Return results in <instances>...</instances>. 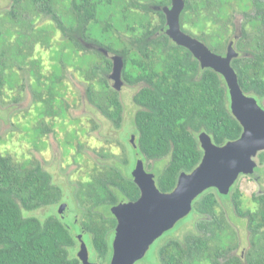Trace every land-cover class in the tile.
<instances>
[{
	"label": "trees",
	"instance_id": "16d2710c",
	"mask_svg": "<svg viewBox=\"0 0 264 264\" xmlns=\"http://www.w3.org/2000/svg\"><path fill=\"white\" fill-rule=\"evenodd\" d=\"M22 1L14 0L15 5ZM25 1L37 17L51 16L56 22L52 29L58 26L64 37L70 36L73 52L86 57L85 63L77 67L86 79L87 101L116 128L122 125L124 106L108 78L112 62L100 53H83L80 38L121 55L124 59L122 77L127 84L143 83L133 97L137 106L133 119L138 135L137 152L148 161L166 160L157 175L161 192H172L180 174L191 173L200 164L203 157L198 140L200 133H208L218 146L240 138L243 129L232 114L223 76L212 69H202L189 50L178 46L163 31L165 15L153 7L167 6L170 0H125L126 6L117 13L108 11L113 22L111 16L102 20L99 15L103 9L114 8V0ZM60 3L66 4L67 14L71 16L68 26L63 21V7L58 8ZM185 3L181 14L183 31L218 53L225 50L228 34H236V13L233 14L232 9L238 7L243 16V37L238 38L235 45L243 55L234 59L232 66L243 91L254 96L261 105L264 102V0H185ZM17 18L14 9L8 16H0V35L4 33L5 21ZM128 20L131 23H127ZM24 23L30 28L34 20ZM193 29L201 35L194 34ZM211 29H214L212 34L221 35L217 44L208 37ZM250 30L252 35L248 34ZM30 32L22 34L20 49L0 53V96L7 85L13 88L8 74L13 72L15 62H20V67L26 64L37 42L42 41L48 49L54 46L48 32L40 35L41 41ZM65 42L64 38L58 45L63 47ZM23 44L27 52L22 51ZM31 62L37 64L36 60ZM52 76L44 85L38 79L39 93L37 82L33 85L35 97L38 96L42 105L40 116L64 118L67 106L56 104L64 74ZM44 91L48 93L47 98H42ZM42 125L35 128L36 139L45 132ZM258 159L264 164V151L259 153ZM114 165L97 167L94 176L71 188L67 197L73 201L71 214H77L79 222L70 226L65 222L67 218L57 214L44 219L27 214V211L59 205L63 202L64 190L40 163H18L0 151V264H81L73 253L78 244L75 235L81 231L90 235L96 260L108 263L117 225L111 207L140 197L136 184L119 169L122 165ZM235 186L228 195L208 189L194 201L189 215L194 220V230L182 239L171 236L159 242L160 264H264V193L253 195L254 207L251 208L245 206L244 194ZM217 196L228 202L230 211L228 204L221 205ZM232 216L246 222L249 250L245 257L238 253L239 236ZM72 228L78 232L74 233Z\"/></svg>",
	"mask_w": 264,
	"mask_h": 264
},
{
	"label": "rangeland",
	"instance_id": "374dc122",
	"mask_svg": "<svg viewBox=\"0 0 264 264\" xmlns=\"http://www.w3.org/2000/svg\"><path fill=\"white\" fill-rule=\"evenodd\" d=\"M114 1V8L110 10L103 9L100 12L99 17L102 20H107L111 16L108 11L117 13L126 6L125 0ZM64 2L66 3V1ZM61 7H63L61 11L64 24L68 26L71 22V16L67 14L66 4L60 3L58 8L61 9ZM13 9L17 11L19 18L15 19V21H5L4 33L0 35V53H11L20 49L21 39L24 38L25 34L31 33L30 31L35 34L37 40H40L41 34L48 32L54 46L48 49L40 40L41 42H37L33 47L30 56L26 60L27 63L20 67L21 63L15 62L12 69L14 73L8 74V78H10L9 84H13V88L7 85L4 93L0 96V151L4 155L12 156L18 163L29 162L35 164L38 162L42 164L53 176L55 183L64 190L63 202L73 207V201L67 196L72 192V186L77 185L79 181L87 180L89 174L93 171V167L97 166V161L102 160L100 152L108 151L111 153V158L108 160L110 164L114 163L113 160L123 161L127 157L124 152L126 147L123 150L119 138L124 139L126 142V132L132 133L135 130L133 119L136 107L133 97L136 94V90L123 86L119 92L124 106V119L122 127L120 129L116 128L111 122L101 117L87 101L86 79L82 75L81 69L78 68L85 63L86 57L82 53L78 55L77 52H73L70 47L69 49H64V46L58 45L60 41L64 40V32L58 26L52 29V27L56 26V22L53 21L52 17L47 14L37 17L35 12L30 10L28 2L25 0L18 5H15L14 0H0L1 17L8 16ZM234 11L236 20H238L237 25H239L242 20L240 21L241 16L238 7H235V10L232 9L233 14ZM133 14L136 15V12H133ZM32 18L34 20L33 27L29 28L24 22H28ZM110 21L113 22V17ZM127 23H131V20H128ZM122 26H119V28L122 29ZM6 29L10 31H6ZM213 30H208L207 34L211 42L217 44L220 42L221 35L212 34ZM192 32L196 35H201L197 30L193 29ZM234 34L232 35V32L228 34L225 40L226 44L230 38H233ZM22 51L27 52L24 44ZM7 59L10 60L11 57ZM31 60H36L37 66L33 65V62L30 63ZM55 73L64 74L61 92L58 94L56 104L62 107L67 106L66 116L64 118L60 116L50 118V127L53 130L47 131L46 134L36 139L35 128L39 126L36 116L38 110H42V105L37 99L38 96L35 97L33 85L37 82L36 91L39 93L41 84L38 79H41L42 85H44V83L50 82L49 79H52L54 77L52 75ZM47 96L48 93L44 91L42 98H47ZM83 97L85 99H82ZM14 98L18 100L19 104L9 114L10 108L8 106ZM262 104L264 105V102ZM52 123L54 126H52ZM45 129L48 130L46 126ZM73 130L76 134L72 132ZM127 145H129L131 156L129 157L130 164L125 169L131 171L136 163V157L133 147L128 143ZM256 161L258 167L261 166L258 168V171H260L258 174L261 175L260 181L248 176H241L236 182V186L244 194L245 206L251 208L254 207L252 202L253 195L260 194V192L264 193V166L260 164L258 158ZM164 164L166 162H157L154 172L161 170ZM217 198L221 205L223 203L228 204L227 201L222 200L219 196ZM227 207L230 211L231 207H229V204ZM53 213L55 212L50 207L47 210L46 208L37 210L32 215L44 219L49 215H53ZM66 218L65 222L73 226V217L68 215ZM232 219L235 221L234 225L239 236L238 253L245 257L249 250L246 222L243 219L235 218V216H232ZM193 221L192 217L188 216L171 231L165 233L151 246L142 261L148 264H160L157 252L159 242L171 236L180 239L184 238L186 233L194 230ZM73 231L74 233L78 232L76 229H73ZM243 251H245L244 256L242 255Z\"/></svg>",
	"mask_w": 264,
	"mask_h": 264
},
{
	"label": "water",
	"instance_id": "95a60500",
	"mask_svg": "<svg viewBox=\"0 0 264 264\" xmlns=\"http://www.w3.org/2000/svg\"><path fill=\"white\" fill-rule=\"evenodd\" d=\"M185 5V0H171L170 5L155 6L154 10L164 13L166 27L163 31L174 43L189 50L202 69H212L223 76L229 90L232 114L243 131L239 139L223 146L216 145L208 133H200L202 160L191 173L180 174L175 189L170 193L161 192L155 175L148 173L143 161L139 160L132 177L141 195L136 201L122 202L112 209L117 225L108 264H137L142 261L160 237L192 213L193 203L201 194L215 188L221 195H228L241 175L254 174L258 167V154L264 151V108L254 96L246 94L239 83L232 66V61L238 57L233 42L226 54L221 55L183 31L181 14ZM112 60L109 79L113 89L120 92L124 85V59L116 55ZM78 258L82 264H100L90 261L84 242Z\"/></svg>",
	"mask_w": 264,
	"mask_h": 264
},
{
	"label": "flooded vegetation",
	"instance_id": "af4514ba",
	"mask_svg": "<svg viewBox=\"0 0 264 264\" xmlns=\"http://www.w3.org/2000/svg\"><path fill=\"white\" fill-rule=\"evenodd\" d=\"M171 4V0H170V3H169V5ZM153 7V6H152ZM155 7V6H154ZM154 7H153V9H154ZM241 16V18H240V21L243 19L242 17V15H240ZM237 18H235V20H234V22H235V25H236V28H237V30H236V34H234V36H233V38H231V39H229L228 40V43L226 44V46H225V50H223L221 53H218V52H216V53H218V54H221V55H225L226 54V52H227V50H228V47H229V45L233 42V47L235 48V50H236V52L238 53V57L239 56H242L243 54L236 48V45H235V42L238 40V38H242L243 37V34H242V23H239V25H237V21L238 20H236ZM8 31H10L9 29H7ZM249 35H252V32H249L248 33ZM65 39H66V44L64 45V49H69V47L71 48V40H70V36H68V35H65V37H64ZM198 39V38H197ZM80 42H81V44L83 45V53H100L101 55H104V56H106L107 58H109L110 60H111V62H112V65H113V60H112V57L113 56H116V55H119V54H114V53H111V52H109L106 48H104V47H102V46H100V45H97V44H93V43H88L86 40H84V39H82V38H80ZM210 48V47H209ZM72 50V49H71ZM212 50V49H211ZM213 51V50H212ZM215 52V51H214ZM119 56H121V55H119ZM237 57V58H238ZM248 57H251V55H249ZM33 65H35V64H33ZM36 66H37V64H36ZM108 78H109V75H108ZM109 81H110V84H111V86L113 85L112 84V82H111V80L109 79ZM124 81V80H123ZM123 86H128V87H131V88H134L135 90H136V92H138L139 91V89L140 88H142L143 87V83H139V84H133V85H129V84H127L125 81H124V85ZM113 88V87H112ZM121 91V90H120ZM82 99H85V97H83ZM121 99V98H120ZM19 104V102H18V100L16 99V98H14V99H12V102H10L9 103V108H10V110H9V114H11V112H12V110L13 109H15V108H17V105ZM135 104V103H134ZM261 106L264 108V105L263 104H261ZM135 107H136V110H137V106H136V104H135ZM96 110V109H95ZM40 112H41V110H38V114H37V116H36V118H37V120H38V125L40 126V125H42V127L45 129V126H46V128H48V130H46L45 129V132H44V134H46L47 133V131H50V130H53V128H51L50 126H51V124H50V116H46V117H41L40 116ZM96 112L101 116V117H103L104 118V116L100 113V112H98L97 110H96ZM123 114H124V112H123ZM105 119V118H104ZM123 119H124V115H123ZM105 120H107V119H105ZM107 121H109V120H107ZM110 122V121H109ZM48 123V124H47ZM122 125H123V122H122ZM122 125H121V127H122ZM52 126H54V124H52ZM120 127V128H121ZM119 128V129H120ZM134 129H135V127H134ZM43 134V135H44ZM123 134V133H122ZM40 136V135H39ZM126 136H127V139H126V142L128 143V144H130L132 147H133V150H134V155H135V157H136V163H135V165L132 167V170L131 171H129V169H128V171H127V169H125V167L126 166H128V164H130V160H129V157L131 156V153H130V151H129V145H127V143L125 142V140L124 139H121V138H119V142H120V145H122V147H123V150L125 149V147H126V150L124 151L125 152V154H126V156L127 157H125L124 159H123V161H119V160H113V164L111 163H108V160H110V158H111V153H109L108 151L107 152H100L99 154H100V156L102 157V160H98L97 162V166H94L93 167V171H91V174H89V176H88V178H87V180H89L92 176H94L96 173L94 172V169H96L97 167H102V166H110V167H112V166H115L114 164L116 163H118V164H121L122 166H120V170L123 172V174L124 175H126V176H128V177H130L132 180H133V182H134V179H133V177H132V173H133V171H134V169H135V167H136V165H137V162L139 161V160H142L143 161V163H144V168H145V170L148 172V173H153L154 175H155V179H156V182H157V175H158V171H156V172H154L155 171V166H156V161H148L143 155H141L139 152H137V150H138V145H137V140H138V135H137V133H136V131L134 130V132H126ZM41 137V136H40ZM134 137V142H132V138ZM104 153L105 154H107L106 156L104 155ZM259 155V154H258ZM126 160V161H125ZM159 162H162V161H159ZM163 162H166V160H163ZM162 162V163H163ZM126 164V165H125ZM261 164V163H260ZM42 165V164H41ZM263 166H264V164H262ZM43 167V166H42ZM261 167V166H260ZM260 167H257L256 168V172L254 173V174H252V175H241V176H248V177H251V178H253L254 180H256V181H260V179H261V175H259L258 174V168H260ZM44 168V167H43ZM163 168V167H162ZM161 168V169H162ZM44 170H46L45 168H44ZM47 171V170H46ZM48 172V171H47ZM98 173V172H97ZM240 176V177H241ZM239 177V178H240ZM53 180H54V178H53ZM55 182V181H54ZM83 182V181H82ZM79 183V182H78ZM135 183V182H134ZM136 184V183H135ZM236 185V184H235ZM76 186H78V184L77 185H75V186H72V188L73 187H76ZM136 186H137V184H136ZM138 187V186H137ZM138 189H139V187H138ZM215 189V188H214ZM232 189V188H231ZM140 190V189H139ZM215 190H217V189H215ZM213 191L214 193H216V191ZM217 192H218V190H217ZM219 193V192H218ZM140 195H141V193H140ZM140 198V197H139ZM138 198V199H139ZM119 203H121V202H119ZM64 206H63V205ZM114 207H117L116 205L115 206H113V207H111V213H112V209L114 208ZM48 208H50V206L49 207H46V210L48 209ZM51 208H53V210H54V212L57 214V215H59L60 217H62V218H66V216L64 217L63 216V214L65 215V214H67L68 213V215H71V217H73L74 216V218H73V223H76V224H78V222H79V219H78V216H77V214H74L73 215V213L71 214V210H72V206H70L69 204H67V203H64V202H60L59 203V205H57V206H52ZM55 208V209H54ZM65 208V209H64ZM42 209H44V208H42ZM37 211V210H36ZM36 211H34V212H36ZM34 212H31V211H27V214H29V215H31L32 213H34ZM55 213H53V214H55ZM113 214V213H112ZM113 216H114V214H113ZM68 217V216H67ZM115 217V216H114ZM116 219V218H115ZM116 228V227H115ZM247 228V227H246ZM248 231V230H247ZM167 233V232H166ZM249 234V233H248ZM80 235H82V238H80ZM76 238H77V240H78V244L75 246V248L73 249V253L78 257V252H79V250H80V248H81V245H82V243L84 242L85 243V245H86V247H87V249H88V251H89V259H90V261L91 262H95V263H100V264H103V263H101L100 261H98V260H96V257H95V255H94V251H93V249H92V246H91V237H90V235H88V234H86L84 231H81V233H77L76 235ZM114 236H115V229H114ZM249 237V236H248ZM161 238V237H160ZM159 238V239H160ZM113 239H114V237H113ZM113 239H112V242H113ZM244 254H245V251H243V256H244ZM79 259V258H78ZM111 260V259H110ZM81 262V261H80ZM110 262V261H109ZM108 262V263H109ZM108 263H106V264H108ZM82 264V263H81Z\"/></svg>",
	"mask_w": 264,
	"mask_h": 264
}]
</instances>
